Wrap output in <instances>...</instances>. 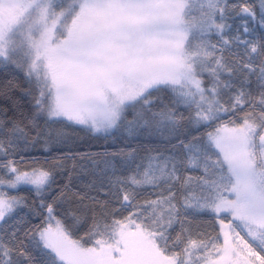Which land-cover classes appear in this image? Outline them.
Masks as SVG:
<instances>
[{
  "label": "snow or ice",
  "instance_id": "obj_1",
  "mask_svg": "<svg viewBox=\"0 0 264 264\" xmlns=\"http://www.w3.org/2000/svg\"><path fill=\"white\" fill-rule=\"evenodd\" d=\"M0 66L22 69L32 97L30 112L0 107V264H264V0H0ZM65 122L147 129L173 151L131 150L103 162L95 194H57L63 163L15 154ZM22 185L38 203L11 194ZM24 207L41 222L10 223ZM203 214L216 236L194 234Z\"/></svg>",
  "mask_w": 264,
  "mask_h": 264
},
{
  "label": "trees",
  "instance_id": "obj_2",
  "mask_svg": "<svg viewBox=\"0 0 264 264\" xmlns=\"http://www.w3.org/2000/svg\"><path fill=\"white\" fill-rule=\"evenodd\" d=\"M249 3L258 4V0H249ZM230 22L234 24V27L238 23V21ZM258 35L259 32H257ZM213 42H215L214 37ZM9 82L14 86H9ZM28 88L29 85L22 69L10 66L7 72L0 71V93H7V96L10 97V99H7L4 95H0V107L9 109V115H12L14 103L18 105L19 109L30 112L32 97L26 95ZM128 118L131 119V115ZM227 119L228 117H224L211 128L201 127L199 130L188 128L189 138L198 136L203 140L206 138L207 132L213 131L216 126L226 122ZM40 123L43 125V121H40ZM53 127L62 133L58 141L53 140L45 145L44 139H41L39 143L35 144V147L29 145L27 149L24 148V144L21 142L19 145L21 150L16 152L15 158L19 160L23 156L27 162L21 165L24 168L37 166L32 163L34 160L39 165L49 168L57 162L63 163V168H57L54 171L56 183L53 185V189L57 194L65 185L71 189L69 195L77 192L95 194V190L91 186L99 185L102 180L106 181L111 176V173H108V176L103 174V162L114 158L117 161H123V154L131 150L136 151L138 162L140 157L146 155L147 150H158L165 154L173 151L165 136L154 131L150 133L147 129L143 130L142 134L135 138H128L123 130H113L111 134L92 133L84 126L67 122L56 124ZM172 143H175V141H172ZM66 157L72 158L65 159ZM128 173V168H120L118 164L117 175H127ZM11 194L23 197L30 205L38 203V198L31 188L21 187ZM147 195L148 193L145 194V196ZM20 218H24L23 227L26 228L34 227L41 222V217L34 215L27 207L18 209L13 221H10V223H14ZM189 220L191 221L194 234L198 230L214 237L219 232L218 220L209 214L190 216ZM87 228V224L78 226L75 229V238L82 237ZM34 255L36 256L37 264H40V255L35 252Z\"/></svg>",
  "mask_w": 264,
  "mask_h": 264
},
{
  "label": "rangeland",
  "instance_id": "obj_3",
  "mask_svg": "<svg viewBox=\"0 0 264 264\" xmlns=\"http://www.w3.org/2000/svg\"><path fill=\"white\" fill-rule=\"evenodd\" d=\"M79 126H83V125H79ZM85 127V126H84ZM21 187H28V188H31V186H27V185H22ZM20 187V188H21ZM32 189V188H31ZM219 223V222H218ZM221 239H222V236H221Z\"/></svg>",
  "mask_w": 264,
  "mask_h": 264
}]
</instances>
